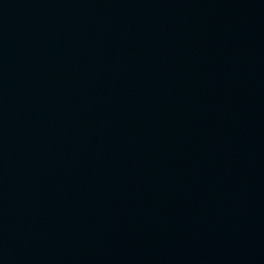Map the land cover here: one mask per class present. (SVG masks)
<instances>
[{"label":"water","instance_id":"95a60500","mask_svg":"<svg viewBox=\"0 0 264 264\" xmlns=\"http://www.w3.org/2000/svg\"><path fill=\"white\" fill-rule=\"evenodd\" d=\"M0 264H264V0H0Z\"/></svg>","mask_w":264,"mask_h":264}]
</instances>
